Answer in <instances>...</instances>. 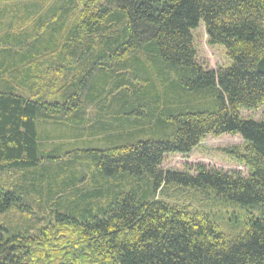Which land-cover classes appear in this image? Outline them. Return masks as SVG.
I'll return each mask as SVG.
<instances>
[{"label": "trees", "instance_id": "obj_1", "mask_svg": "<svg viewBox=\"0 0 264 264\" xmlns=\"http://www.w3.org/2000/svg\"><path fill=\"white\" fill-rule=\"evenodd\" d=\"M0 4V172H22L0 181V216L23 221H0V264H264V111L242 116L264 107V0ZM201 23L229 67L197 62ZM159 61L182 76V92L170 82L166 102L146 72ZM54 77H63L58 90ZM203 92L217 110L188 98ZM88 105L108 120L90 134L104 145L88 151L97 180L73 190L49 163L62 159L55 137L86 142L66 129L85 125ZM225 135L242 140L229 154L247 176L162 168L167 155Z\"/></svg>", "mask_w": 264, "mask_h": 264}, {"label": "rangeland", "instance_id": "obj_2", "mask_svg": "<svg viewBox=\"0 0 264 264\" xmlns=\"http://www.w3.org/2000/svg\"><path fill=\"white\" fill-rule=\"evenodd\" d=\"M33 1H38V0H33ZM41 1H47L48 6H50L54 3V1H58V0H41ZM13 4L17 5L14 2ZM22 5H20V7H22ZM30 25L31 23L26 28H28ZM18 29H19V26H17V28L15 29L16 31H14V34L19 33L17 31ZM193 36H194V42H195V46H196L197 54H198L197 62L205 70L218 71L222 69V67L227 68L231 65V62L226 57L227 53L224 48L219 47V46L213 47L209 45L208 36L206 34L203 23H201L200 26L195 31H193ZM227 60L230 63H228ZM128 64H130V62ZM171 68L172 69L169 70L163 61H159V62H156L154 67L148 64L149 71H146L150 75V77L153 79L154 84L159 85L158 90H159L160 95H162L161 92L162 90H164V93L162 96L156 93L157 99L161 98L164 102H166V100H168L170 97L169 92L166 90V89H169L170 82H174V87H176V90H177V91H173L172 93L179 94L182 92L178 85V82L182 79L180 70L179 68H174V67H171ZM142 72L144 73V71ZM122 73L125 74L124 71H122ZM62 78L54 77V80H56L55 81L56 86L53 87V89L51 88L52 90H58L59 85L62 83V80H61ZM163 79L166 80V84L161 87V81ZM188 98L194 102V104L197 106L199 110L215 111L218 109L217 107L211 108L212 97L209 92H203L202 94H199V95H192V96H189ZM161 105L163 104L161 103ZM137 106L138 107H136L134 110H138L139 108L145 109L141 107L143 106L141 103H137ZM101 107L102 108L104 107L103 103ZM120 109L121 108L111 109L112 111L110 112L111 113L110 116L114 115L112 118L114 121L116 118V112ZM126 109L128 110V108ZM86 110L87 111L85 113L86 114L85 117H86L87 122L85 123V125H82L81 127L76 128V129H66L70 137L74 136L76 131H78V133H83L84 135L87 136L86 142H81V140L59 139V137H55L53 145L62 144V146H64V148H60V152L56 155L57 157H61L62 159L54 161L55 163H49L50 167L54 169V173L56 175L57 174L59 175V178H60L59 182L60 183L67 182L68 184H70V187L73 190L75 189V186L82 184L81 181L86 176L88 179L97 180V173H95V163L93 161V156L88 154V151L92 149L101 148L104 144H102L101 139L99 140L98 136L90 137V134L92 130L95 132L97 128L105 127V125L108 122L106 118L104 117L100 118L98 116L97 113L101 109L97 110L96 106L88 105L86 106ZM173 110H179V109L175 108ZM129 111H132V110H129ZM263 111H264V107L263 109H260L257 112L242 111V116L246 119L259 120ZM104 113L106 112L104 111ZM129 125H130L129 123L126 125V129L129 128ZM169 128L172 129L171 127ZM133 130L134 129H132V131ZM158 137L159 136H155L154 138H158ZM144 139H153V133L146 135ZM242 146H243L242 140L237 137H233L229 135H225V136H221L217 138L207 136L204 140H202L198 148L192 151L190 155H180V154L167 155L162 168L165 171L174 170V171H179V172H190L191 174L194 175L196 174L197 167L202 166V167H206L208 170L216 169V170H221V171L229 172V173L237 172V173L242 174L243 176H247L249 173L248 169L245 166L236 162L232 158V156L229 154L230 149L241 148ZM76 168L79 169L80 173L76 174ZM21 173L22 172L20 171H14V170L11 171L10 174L9 173L3 174L2 172H0V181H2V183L11 184L13 182L12 180L15 181V179H19V177H21L20 176ZM113 180H114L113 178H110L111 182ZM85 182L89 183L90 180L89 181L86 180ZM172 192L173 190H170L169 192L166 193V196L168 197L171 196ZM62 196H66V195H62ZM68 196L70 197L71 200H73L72 199L73 197L71 194H68ZM35 212L41 213L39 210H35ZM3 220L7 222L13 221L14 224H16L17 222L19 223L23 222L19 220V215L16 213H10L7 217L0 216V221H3ZM220 224L222 226L223 231L229 232L225 224H222V222ZM67 246H69V244L64 243V245H62L61 248H67ZM49 253L51 254L52 251H50Z\"/></svg>", "mask_w": 264, "mask_h": 264}, {"label": "bare ground", "instance_id": "obj_3", "mask_svg": "<svg viewBox=\"0 0 264 264\" xmlns=\"http://www.w3.org/2000/svg\"><path fill=\"white\" fill-rule=\"evenodd\" d=\"M264 60V57L260 59V61L257 64V70L260 74L264 75L260 69H264V63L262 62ZM260 68V69H259Z\"/></svg>", "mask_w": 264, "mask_h": 264}, {"label": "water", "instance_id": "obj_4", "mask_svg": "<svg viewBox=\"0 0 264 264\" xmlns=\"http://www.w3.org/2000/svg\"><path fill=\"white\" fill-rule=\"evenodd\" d=\"M264 63V60L262 61ZM260 69V68H259ZM262 71V73H264V69H260Z\"/></svg>", "mask_w": 264, "mask_h": 264}]
</instances>
